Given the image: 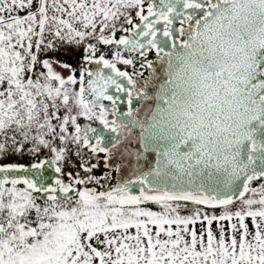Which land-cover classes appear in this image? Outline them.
I'll list each match as a JSON object with an SVG mask.
<instances>
[{
	"label": "snow or ice",
	"instance_id": "snow-or-ice-1",
	"mask_svg": "<svg viewBox=\"0 0 264 264\" xmlns=\"http://www.w3.org/2000/svg\"><path fill=\"white\" fill-rule=\"evenodd\" d=\"M0 264H264V0H0Z\"/></svg>",
	"mask_w": 264,
	"mask_h": 264
}]
</instances>
